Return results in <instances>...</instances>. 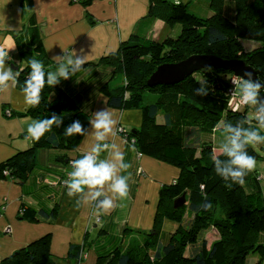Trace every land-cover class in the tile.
<instances>
[{
    "label": "trees",
    "instance_id": "1",
    "mask_svg": "<svg viewBox=\"0 0 264 264\" xmlns=\"http://www.w3.org/2000/svg\"><path fill=\"white\" fill-rule=\"evenodd\" d=\"M74 1L88 7L94 0ZM21 9L25 18L22 29L15 33V42L22 61L17 65L16 85L22 90L33 58L43 62L45 72L55 71L57 63L43 44L34 1L21 0ZM146 18L163 20L169 34L155 39L135 31L116 51L95 63H85L83 70L69 79H61L55 87L45 84L40 103L16 113L30 116L33 123L50 119L52 114L63 121L39 141L32 139L29 147L1 161L0 180L26 185L33 171H50L40 158L44 151H53L54 162L65 168L53 172L56 182L47 184L67 182L71 161L78 158L84 136H66L65 128L79 120L86 132L94 104L104 96L111 108L140 109L142 114L140 126L128 128L121 123L117 128L126 142L124 162L132 165L135 156H150L178 168L180 174L161 187L151 231L125 239L124 233L116 232L114 214L109 222L97 219L98 237L89 242L97 243L93 264H264V192L257 165L264 162V144L246 146L247 153L256 158V167L246 171L243 185L216 173L212 161L214 149L221 167L229 160L223 154V146L232 135L225 130L229 126L264 136L256 119L264 114V87L257 104L246 105L239 102L238 92L234 94L235 74L221 67L197 70L174 84L147 83L158 66L196 54L242 59L264 83V0H150ZM247 43L253 44L252 48ZM198 81H207L211 89L207 97L195 94L200 87ZM125 93L129 94L127 100ZM222 129L225 134H221ZM183 194L184 204L176 207L175 200ZM52 201L49 206L23 201L19 217L31 222H54L60 204L56 199ZM209 203L211 210L205 207ZM4 214L5 203L0 204V217ZM213 231L218 235L210 241L208 236ZM89 245L86 241L72 244L68 258L83 264ZM58 259L51 251V234L47 233L3 257L0 264H58Z\"/></svg>",
    "mask_w": 264,
    "mask_h": 264
},
{
    "label": "crops",
    "instance_id": "2",
    "mask_svg": "<svg viewBox=\"0 0 264 264\" xmlns=\"http://www.w3.org/2000/svg\"><path fill=\"white\" fill-rule=\"evenodd\" d=\"M33 1L37 21L42 27L43 44L49 57L54 61L55 56L63 55L64 49L74 55H87V63H95L103 55L116 51L121 42L130 39L135 31L155 39H161L170 32L160 18H146L150 0H143L142 7L125 9L128 20L123 17L124 5L129 3L128 0H121V12L116 10V1L115 7L109 6L104 21L97 19L95 16L98 14L93 10V2L104 6L100 0H94L87 7L86 12L80 7L79 2L74 0ZM69 8L71 11H67ZM73 11L79 13L74 14ZM113 11H117L115 14L117 23L113 22L115 18L112 20ZM24 18L25 12L23 15L21 0H0V48L8 52L6 67L22 63L15 42V33L22 29ZM134 18L137 20L130 25ZM106 107L115 113L114 118L118 120L113 134L101 142L102 145L107 144L108 148L106 152L101 153L100 159L110 160L114 151L113 145H116L125 155L126 142L116 129L121 123L129 128L132 124L128 117L133 112L111 108L107 105V99L100 96L94 104L91 119L97 111ZM29 108L16 82L13 83L10 80L6 88L0 86V162L31 145L32 138L27 131L33 119L30 116L16 114L18 111H26ZM8 109L14 112L12 116L6 114ZM93 131L89 123L86 135L78 147L77 159L88 153L96 143L92 136ZM54 154L53 151H44L40 158L41 164L48 165L51 168L50 171H33L24 186L11 180H0V204L5 203V214L0 217V260L26 246L32 240L50 233L51 251L59 258L58 264H76V259L68 258L70 246L82 245L85 241L86 245H89L92 238L98 237L100 226L97 224V218L102 217L103 222H109L113 214L117 222L116 232L124 233L125 239L141 231H151L157 214L161 187L177 179L180 174L178 168L153 157L135 156L130 171L129 195L124 199H114L116 206L110 212L104 213L98 205L105 197H99L95 205V200L91 199V189L85 187L82 193L68 195V183L71 176L63 184L54 186L47 184L56 182L53 172L65 168L54 162ZM257 165L261 170V184L264 192V162L261 161ZM73 171L75 169L72 167L71 172ZM121 173L122 171L119 174ZM103 191L108 197L114 196L108 185H105ZM55 199L60 204V209L54 222L43 220L31 222L19 217L23 201L34 206H49ZM163 225L166 229L167 223L164 222ZM126 228L129 230L126 231ZM94 243L86 247L89 253L83 264L94 263V247L97 246V243Z\"/></svg>",
    "mask_w": 264,
    "mask_h": 264
},
{
    "label": "clouds",
    "instance_id": "3",
    "mask_svg": "<svg viewBox=\"0 0 264 264\" xmlns=\"http://www.w3.org/2000/svg\"><path fill=\"white\" fill-rule=\"evenodd\" d=\"M8 52L0 48V86L6 88L8 81L16 82L19 71L14 72L13 68L5 65ZM57 68L55 71L45 72L42 61L33 58L30 61L31 72L25 80V85L22 89L24 94L25 104L30 107L37 106L41 101V92L45 84L49 87H55L61 79L67 80L71 76L83 70V66L87 63V55H77L68 53L63 49V55L54 57ZM244 79L232 81L235 86V92H238L240 100L246 105H256L258 94L264 83L253 78L252 72H246ZM200 87L195 89V94L201 97H207L211 89L208 87L207 81H198ZM129 94H124V99L127 100ZM115 113L110 109L103 108L94 114V118L89 121L93 128L92 136L96 143L91 147V150L83 154L81 158L71 161V166L75 171L70 172L71 180L68 183V195L72 196L76 193H82L85 187L91 189V199L97 200L99 197L105 198L99 202V209L104 212H110L116 205L114 199H124L129 195V180L131 173L128 171L131 167L130 163L124 162V153L119 150L116 145H113V153L111 159H100L101 153L106 152L108 145L101 142L105 141L109 135L113 134V129L116 128L118 120L114 118ZM256 119L259 120L261 130H264V114H258ZM63 119L55 114L51 118L37 120L31 123L28 127V134L35 141L46 133L50 132L53 126L59 127ZM232 135L228 138V143L223 146V154L229 157L227 164L220 166V160L217 158L215 149L212 154V161L216 164V173L227 178L231 177L240 185L245 183L243 177L246 171L249 173L256 167V158L250 156L246 146L254 144H264V136H261L258 131H246L241 128L227 127L225 129ZM66 136L86 135L83 124L79 120L73 121L65 128ZM133 152L136 151L135 144L132 145ZM127 173L120 175V172ZM108 185L109 190L114 194L113 197H108L103 188ZM231 188V185H228ZM211 210L212 205L209 203L205 206Z\"/></svg>",
    "mask_w": 264,
    "mask_h": 264
},
{
    "label": "water",
    "instance_id": "4",
    "mask_svg": "<svg viewBox=\"0 0 264 264\" xmlns=\"http://www.w3.org/2000/svg\"><path fill=\"white\" fill-rule=\"evenodd\" d=\"M12 67L15 70L18 69L17 65L12 64ZM207 67H221L232 71L235 75L243 79L246 78L244 75L246 72H252L253 78L259 80L257 71L252 66L247 65L242 59H223L211 54H196L177 63H165L158 66L149 77L147 83L151 86L174 84L183 80L193 72ZM184 202L185 194L175 200V206L179 207Z\"/></svg>",
    "mask_w": 264,
    "mask_h": 264
},
{
    "label": "rangeland",
    "instance_id": "5",
    "mask_svg": "<svg viewBox=\"0 0 264 264\" xmlns=\"http://www.w3.org/2000/svg\"><path fill=\"white\" fill-rule=\"evenodd\" d=\"M100 1L104 3V6H102L100 4H96V3L93 2V10L96 12V14H98L95 17L97 19L101 20V21H104L105 18L107 17V14H108V11H109V8H110L109 6L115 7V2L116 1H117L116 10H118L120 12L122 11V2H121V0H100ZM171 1H174V0H171ZM182 1L188 2L190 0H182ZM128 2L129 3H127L126 5H124V15H123V17L126 20H128V17L125 14V11L127 9L128 10H131L133 8L135 9V8H138V7H142L143 6V0H128ZM79 5L86 12L87 7H85L82 3H79ZM67 11H71V9L69 8V9H67ZM73 13L75 14V13H79V12L78 11H73ZM116 13H117V11L116 12H114V11L112 12V20L115 18V14ZM136 20H137V18L136 19L135 18L132 19L130 25L133 24ZM113 22H116L117 23L118 20L115 18V21H113ZM247 46H248V48H252L253 44L247 43ZM132 110L133 111L129 110V112H131V113L133 112V113L131 114L130 117H128V119L132 121V122L129 121L132 124V125H129L130 128L133 127V126H135V123H136V126H140L141 123H142V116H141L140 109H132ZM8 112L10 113V111H8ZM6 114L9 115V116H12V115H10V114L7 113V110H6ZM159 119L162 120L161 117H159ZM221 131H222V133L220 132L221 134H225L226 133L225 130H223V129ZM217 152H219V151H217ZM94 204L95 205L97 204V200H95ZM8 230H10V228H8ZM217 235L218 234L216 233V231L211 232L209 234V236H208L209 237V240L210 241L213 240L215 238V236H217Z\"/></svg>",
    "mask_w": 264,
    "mask_h": 264
},
{
    "label": "built area",
    "instance_id": "6",
    "mask_svg": "<svg viewBox=\"0 0 264 264\" xmlns=\"http://www.w3.org/2000/svg\"><path fill=\"white\" fill-rule=\"evenodd\" d=\"M240 78H241V77L235 75V76L233 77L232 81H238ZM235 98H236V97H234V100H235ZM235 101H236V100H235ZM239 102H243V101L239 100ZM8 111H10L9 109L7 110V113H8V114H11V111H10V113H9ZM98 220H99V219H98Z\"/></svg>",
    "mask_w": 264,
    "mask_h": 264
}]
</instances>
